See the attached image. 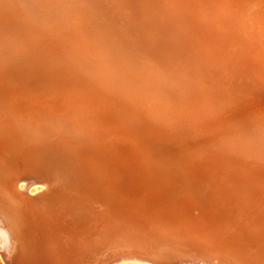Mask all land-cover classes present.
I'll list each match as a JSON object with an SVG mask.
<instances>
[{
  "label": "rangeland",
  "instance_id": "374dc122",
  "mask_svg": "<svg viewBox=\"0 0 264 264\" xmlns=\"http://www.w3.org/2000/svg\"><path fill=\"white\" fill-rule=\"evenodd\" d=\"M98 1H99V3H98ZM118 1L119 0H115V1L114 0H105L106 3L104 2V0H75V1L74 0H15V1L14 0H3V1L1 0L0 1V11H2L3 9L6 10L5 12L3 10L0 13V15L2 16V17L0 16V41H1L0 42V81L1 82H6V81H4L6 79V76L8 77V76H10L11 73H15L14 75L13 74H11V75L17 79V83L20 82V83H18V85L20 86V92L22 94H24L25 96L27 93H29V90L44 89V88L45 89L47 88L46 90H48V92L50 91L53 93H54V91H57V90H59V92L64 91V90L68 91V89H70L71 92L72 91L74 92L76 90H78V91L84 90L85 91V88L87 90L91 89L92 90V91L90 90L91 92H94V90H95V93L97 92V94H102L104 92L107 93L109 91L108 93H113V95L111 94L112 97H107L108 98L107 100H105V101L101 100V102L104 101L105 105L108 107H110V104H111L110 108L111 109L113 108V109L109 110V112L113 116L115 115V114H113L114 112L116 113V115H118V114L122 115V118L119 115L118 116L120 118H116V116H114V119L112 118V120H116V122L118 123V124H114V126H112V127L108 124L109 122L107 124H105L106 120L103 122L99 121V124H94V123L86 124V123H83L84 120H78L72 116L71 117L65 116V119H64V115H62V114L58 115L57 117H55L53 114L48 115V116H50V118H49L50 123L49 124H51L50 125L51 127L58 128V129L61 128L64 130H70V132H75V131L80 132L79 134H80L81 140H79V136H75L74 140L78 139V141H76V142L79 143L80 146L77 147V151L81 152L83 159L86 158L85 160H87L88 163L86 162L87 163L86 167H82V164H79V165H77V168L82 169L83 175L85 176L83 182L86 181L87 183L89 182L92 184L88 185L87 187H85L87 189L83 190L84 184L81 181L80 184L76 185L77 188H80L81 190L78 189L79 192L69 196L70 198L68 197V199L73 201L72 203H75L76 204L75 206L79 205V207H82L83 209L89 210V208H90V209H94L96 211V213H97L96 215H95V212L92 213L93 214L92 216L90 215L89 222L94 220V216H97L100 214H101V216H103L102 213L106 211V210H104V211L100 212L103 204H99V203L102 200L101 197L108 198L107 200L109 201L110 196H112L111 192L114 190H111L109 187V184H110L109 178L117 179L119 176H124L123 181H121V183H120L121 187L119 189V193L117 195H115L114 199H112L113 197L111 198L113 200L112 202H114V204L112 202H110L109 204L107 203L113 209L110 210L109 215L103 217L104 224H103V229H102L103 231L102 232H103V237H104L105 241L103 240V242L99 245L98 253L95 254L96 256L86 257L83 264H89V263L90 264H99L100 260H102L101 262L103 263L107 259V257L110 255V252L115 251V252H119L117 254H121L122 252L120 250L121 249L120 247H123V249L126 250L125 254L147 255L146 253H143V252H149V254H150V251L153 254H155V251L161 252L160 248L154 247V240H155L154 238L155 237L153 238V235L155 236L157 233H159L161 235L165 234V236L164 235L163 236L168 238V235L165 233L166 230H164L161 227H153V224L151 225V224L147 223V225L145 224L146 226H151L150 232L149 233L145 232L147 234L146 236H142V235L137 236V235L131 234L130 229H131L132 225L130 226V224H129L130 220L133 222L132 218L134 217L136 219V217H138V215H147L148 217H151V211H153L154 216L156 215V216L161 217V212H162L161 208H163V206H164V209L170 208V207L165 208L166 206L163 205L162 203H164L166 205H168L167 203H170V205L171 204L176 205L177 203H180L181 201H182L181 204H183V205H181V207L183 206L184 208H185V206L187 207L188 203H189V211L191 213H193V215H194V213L195 214L198 213L199 215L205 216V215H203L204 213L201 210L207 211L211 207L213 209L211 211L212 213H209L210 211L208 212L211 216L210 221L214 220L211 222H215L219 226V227L217 226L218 227L217 229H221V230H219L220 233H224V231H226V233H224V235H222L223 239L220 241L219 240L220 236H218L214 239L213 235H211L210 232H208V233L212 236L213 239H210L207 237L205 238L204 235H201V236L196 235V237H194L195 233L193 235L192 232L185 231V232H182L181 234L179 233L180 235L177 236L178 238L175 239L174 243L170 244V247L172 246L174 249H177L178 246H180V245H181L180 247H183V248L187 247L189 245L206 246V247H209L211 250L214 251V252H212L211 250H209L210 253H212L213 255H217V257L223 261V263L222 262H216L218 264H256L257 262H253V260H252V255L250 254V251L251 252L253 251L252 253H254V250H255V252H257L256 250L260 249L259 250L260 252L259 251L258 252L262 255L263 254L262 252H264V247H262V245L259 243H255V244L253 243L254 245L250 246L249 243H251V241L249 242V240H246V238H247L246 235H247V230L249 229V226L251 225V223H254V221L257 222L256 223L257 227L259 226L262 228L261 229L258 227V230L261 232L263 231V227H262L263 222L259 219L260 218L259 215H261L263 213V210H264L262 208L264 206V197H263V195H264V189H263L264 188V186H263V184H264L263 183L264 182V114H263L264 113V80H260L259 78L256 79L254 77H250L249 71H245L243 68L238 69V66H235V65H232L234 67L233 69L235 70V71H233V73L235 74L234 75L235 77L232 75V73L230 74V72H228V71L226 74L227 76L225 74L222 75L218 69L219 66H217L218 63H220V62H218L219 60L218 61L216 59L215 60H213V59L208 60V58H206V56L204 54L203 55L205 57H200L201 59L198 58L200 56V54H198L199 51L194 50V49H196L195 47L197 44H193L194 45L193 46L191 43H192L193 39L195 42L197 40L198 44L200 43L199 41H201V43L203 42L202 43L203 45H204V43H206V45L203 47L204 53L206 52L205 47L207 46L208 49L210 48L209 49L210 51L211 50L215 51L216 55H217L218 53H220V48L219 47L217 48V46L222 44V43L223 44L226 43L228 40L229 41L231 40V42H230V45H232L231 49L233 50V52H234V49H236L234 53L238 56L241 55V52H240L241 50L239 48H237V46L235 45V42H237V41L240 42L242 40V39L239 40L237 38L238 37L240 38L243 36L242 31L239 28V25H241L243 12H245V11L247 12L248 10L250 12V10L252 9L253 6L254 7L256 6L257 8L260 7L264 11V0H259V1L257 0L255 2H253V0H240V1L238 0L239 2H237V0H202V1L201 0H179V1L176 0L177 3L173 0H169V1L168 0H166V1L165 0H153L152 4L149 2L150 0H147V1L146 0H123L122 1L121 0L120 1L121 3ZM171 1H173V2H171ZM181 1L184 3H182ZM3 2H4V4H3ZM109 2H110V4H109ZM114 2H116V4ZM156 2H157V4H156ZM8 3L10 6L8 5ZM10 3H12V5ZM94 3L96 6L94 5ZM118 3H119V5H118ZM186 3L188 5L189 4L190 5L188 6ZM196 3H197V5H196ZM249 3H251V4H249ZM6 4L8 5L9 8L6 7L7 6ZM99 4H100V6H99ZM114 4L119 7V9H120L119 13H118V7H116ZM126 4H128V5H126ZM238 4L241 6H239ZM13 5H14V8L12 7L13 8L12 9L11 6H13ZM162 5H163V7H162ZM3 6H5V7H3ZM21 6H22V8H21ZM97 6H98V8H97ZM157 6H158V8H155ZM159 6L162 8H160ZM178 6L180 9L178 8ZM16 7L18 8L17 12H16V10H17ZM193 7H194V9H193ZM6 8H8V9H6ZM89 8H90V10H89ZM129 8H131L132 10L131 9L129 10ZM163 8H166V9L164 10ZM198 8H200L201 10H198ZM246 8H248V9H246ZM22 9H24V12L26 10L27 11L24 13ZM82 9H84V10H82ZM91 9L93 11H91ZM159 9H160V13H158ZM181 9L183 10L184 13L181 11ZM19 10L21 13L19 12ZM155 10L157 13L155 12ZM178 10L181 12H179ZM29 11H30V13H29ZM97 11H98V13H97ZM169 11H171V12H169ZM211 11H212V13H211ZM263 11H262V13H264ZM8 12H9V14H7ZM103 12H105L107 15L103 14ZM195 12L198 16L195 14ZM28 13H29V15H28ZM123 13L126 15L125 17L127 18V19L125 18V20H124V14ZM144 13L146 15L148 14V16H146ZM153 13L154 14L156 13L155 16L153 15ZM161 13H164V15ZM177 13H179V14H177ZM6 14H7V16H6ZM151 14L153 15V17ZM169 14H171V16H169ZM180 14H181V16L182 15L183 16L181 17ZM8 15H9V17H8ZM90 15H92V16H90ZM97 15H98V18H97L98 20L96 19ZM116 15H117V17H116ZM132 15H134V18H132L133 17ZM143 15L146 17H144ZM158 15L159 16L161 15L160 16L161 18ZM166 15H168L167 18L165 17ZM111 16H112V18H111ZM163 16H164V19L166 18L165 20L163 19ZM184 16L186 18H184ZM6 17H8V19ZM104 17H106V18H104ZM130 17H131V23H130ZM171 17H173V18H171ZM204 17H206V18H204ZM2 18H5V19L2 20ZM29 18H30V20H29ZM100 18H102V19H100ZM103 18L106 21L103 20ZM108 18L110 20H108ZM189 18L192 21L189 20ZM135 19L138 21H134ZM167 19H171V20L175 19V20L173 23V21L167 20ZM107 20L109 21V23ZM127 20H129V21H127ZM186 20L190 21V23H188V21H186ZM9 21H10V23H9ZM26 21H27V23H26ZM30 21L32 24L30 23ZM116 21H117V23L119 21V23L117 24ZM181 21H182V24L184 23L183 25L181 24ZM100 23H102V24H100ZM114 23H116V24H114ZM212 23H214V24H212ZM109 24H110V27H112L110 29H112L113 31L108 29ZM171 24H172V26H171ZM206 24H208V25H206ZM118 25H119V27H118ZM120 25H122V26L120 27ZM189 25H191V26H189ZM200 25H202V26H200ZM212 25H214V26H212ZM260 25L261 26L263 25V26L258 28V30L264 31V23H262ZM176 26H177V28H176ZM217 26H219L220 28L219 27L217 28ZM123 27H124V29H123ZM222 27L224 30L221 29ZM101 28H104V29H101ZM121 28L123 30H127L128 28L129 29L131 28V29H130V31L128 29L127 30L128 32L123 31L125 33L124 34L122 32ZM176 29H177V31H176ZM180 29L182 30V32ZM213 29H214V31L215 30L216 31L213 32ZM217 29H219V30H217ZM234 29H236V30H234ZM225 30H226V32H225ZM101 31H102V33H101ZM108 31H110V32H108ZM221 31H223V32H221ZM229 31L232 33H230ZM129 32H131V34ZM132 32H133V34H132ZM111 33L112 34L115 33V35H112ZM136 33H138L139 36ZM175 33H177V34H175ZM118 34H120V35H118ZM105 35H107L108 37L106 36L107 37L106 38ZM122 35L123 36L126 35V37H123ZM133 35L135 38L133 37ZM176 35L180 36V38ZM189 35H191V36L189 37ZM235 35H237V36H235ZM109 36H110V38L112 36L111 40H110ZM117 36H119V37L117 38ZM193 36H194V38H193ZM196 36H198V38ZM230 36H233V37H230ZM234 36H235V38H234ZM114 37H116L120 41L118 42V40ZM113 38L116 39L117 41L115 42V40ZM125 38H127V39H125ZM132 38L134 40H132ZM199 38H200V40H199ZM231 38H233V39H231ZM104 39H106V40H104ZM185 39H186V42H183ZM112 40H114V41H112ZM188 40H190V41L188 42ZM211 40H213V41H211ZM16 41H18V42H16ZM121 41H123V42H121ZM215 41H216V43H215ZM248 42H249V45L252 43V42L250 43V41H248ZM175 43H176V45H175ZM183 43H185V44H183ZM15 44H16V46H15ZM202 44H200V45H202ZM212 44H214V47H212L213 46ZM95 45H96V47H95ZM121 45H123V46H121ZM190 45H191V47H190ZM119 46H121V47H119ZM119 48H120V50H119ZM117 49H118V51H117ZM208 49H207V56L210 52V51H208ZM217 49H219V50H217ZM255 51H257V54L258 53L260 54L259 55L260 57L262 56L261 58L264 57V50H262L261 48L260 49L256 48ZM170 52L172 53V55ZM237 53H239V54H237ZM163 54H164V56H163ZM193 54L195 57L193 56ZM78 55H79V57H78ZM135 55H137L138 57ZM186 55H189V56H186ZM12 56H14L13 57L14 59L12 58ZM106 57H107V59H106ZM112 57L114 60L111 59L112 60L111 61L110 58H112ZM122 57H125V58H122ZM196 57L198 58L196 60L197 64H198V66H197L198 68L195 69V72H194L195 75L192 76L194 74V73H192V74H189L192 77L191 76H189V77L191 78V80H192V78H194L193 79L194 85H196L197 82L198 83L201 82L200 84H202L203 82L206 83L205 78H207V77L210 79L213 78L212 80H210V82H209V79H207V82L210 84L213 82L212 85L215 87L217 86L215 88V90L219 89L217 92H219L220 94L223 93L224 95L226 94L225 97L222 96L226 101L224 104L230 105V107L226 108L227 110L225 111V113H226V115L229 114L231 117H229V116H226V118L225 117L222 118V116L219 117L216 109H214L210 105V103H209L210 101H206L207 100L206 98L208 96L207 95L204 96V94H206L207 92H202L200 90H197L196 87L192 86V85H190V87H189L187 82L183 80L184 79L183 77L178 78L179 75L177 72H180L178 70L182 71V68L184 70L186 68V65H187L185 63L188 61V59H189L190 63H192L191 60H195L193 58H196ZM217 57H219V56H217ZM171 60H172V62H171ZM199 60H200V62H198ZM117 61H119L120 67H119V64L117 63ZM131 61H132V63H131ZM206 61H207V64L205 63ZM99 62H101V63H99ZM174 62H175V64H174ZM127 63H128V65H127ZM169 63L173 64V65L169 66ZM203 63H205V64H203ZM213 63H214V65H213ZM98 64L101 66L102 69H104L105 72L103 70H100V68H99L100 66ZM132 64L133 65L135 64L134 65L135 68L132 66ZM139 64L140 65L142 64V65L139 66ZM150 64L152 65L151 68L149 66ZM97 65L99 67H96ZM102 65L104 66V68ZM122 65L123 66L126 65L127 67L124 66L125 68H123ZM128 66H130V68ZM142 66H143V68H142ZM204 66H205V68H204ZM206 66H207V69H206ZM36 67H38V68H36ZM170 67H172V68L170 69ZM176 67H178L179 69ZM112 68L114 71L112 70ZM126 68H127V71H126ZM158 68H161L162 70L161 69L158 70ZM136 69L137 70L140 69L139 70L140 72L138 71L140 74L137 72ZM175 69H178V70L176 71ZM135 70H136V72H135ZM143 70L145 71V73L147 72L146 73L147 75L144 73ZM19 71H20V73H19ZM101 71H102V73H101ZM115 71H118V72H115ZM123 71H124V73H121ZM131 71H132V73H131ZM153 71H155V72L160 71V73H162L164 71L161 75H163V77L165 79H167V81H169L168 82V83H170L169 89H168V87H165V85L162 84L161 83L162 81H160V80L156 81L157 83L160 82V83H158V86H157L156 82H152L153 79H151L150 77L153 76ZM205 71H207L209 73H207ZM211 71H213V72H211ZM151 72H152V74H151ZM4 73H6V74H4ZM8 73H10V74H8ZM96 73H97V75H99L100 73L101 74L99 76H97ZM120 73H121V75H120ZM142 73L144 74V77L141 76ZM201 73L202 74L205 73V74H203V76L202 75L199 76V74H201ZM16 74H18V76L20 75V77L22 75L25 79H23L22 77H21L22 79L21 78L19 79V77L16 76ZM123 74H124V76H122ZM135 74H137V76ZM206 74H207V76H206ZM209 74L211 75V77L209 76ZM115 75H117V76H115ZM149 75H150V77H148ZM175 75H177L176 78H174ZM220 75H222L221 78H220ZM109 76H111V77H109ZM118 76L120 78L123 77L127 81H124V83L121 84V82H123V80H122L123 78L119 79ZM129 76H131V77H129ZM139 76H141L142 78L139 79L138 78ZM223 76H225V77H223ZM96 77H97V79H96ZM129 78H132L133 80L135 79V81H133ZM26 79H28L30 81L32 79V81H33V82L31 81L32 85H30L31 83ZM104 79H105V81H104ZM146 79H147V81H145ZM197 79H200V80L197 81ZM23 80H25V81H23ZM113 80L114 81L119 80V82L115 83ZM136 80H138V81H136ZM140 80H142V81H140ZM150 80H152V81L150 82ZM170 80H171V82H170ZM217 80H219L220 82ZM26 81L28 82V84L30 86L26 85V83H27ZM34 81L37 84H34L35 83ZM128 81H131V82L133 81L135 83H131ZM144 81H145V84H144ZM195 81H196V83H195ZM231 81L233 83L232 85H231ZM125 83H127L126 85H128V83H129L130 87H132L133 89L130 88L129 85L126 86ZM139 83H142L144 88ZM179 83H180V85H179ZM22 84H23V86H21ZM33 84L36 86L32 87ZM137 85H141V86H137ZM197 85H199V84H197ZM147 86L149 89L152 90L151 94H150V91L148 92V90H146ZM184 86H185V88H184ZM118 87H123V88H120L121 89L120 90ZM100 88H102V89H100ZM127 88H129V89H127ZM159 89H161V90H159ZM178 89H179V91H177V93H176L175 90H178ZM23 90H25L26 92H24ZM96 90H98V91H96ZM103 90H106V91H103ZM180 90H181L182 94H181ZM196 90L199 91V93ZM209 90L211 91V93L213 92L211 89H209ZM226 90H228V91H226ZM237 90H239V92ZM129 91L131 94L129 93ZM134 91H136L137 93ZM162 91H164V92H162ZM166 91L168 93H166ZM241 92H242V94H241ZM132 93H136V94H134L135 96ZM155 93H156V96L158 95V98L153 97V95ZM183 93H186L187 96H189V97H187L189 99H187L186 94H183ZM117 94H118V96H117ZM164 95L167 97H165ZM194 95H195V97H194ZM243 95H244V97H243ZM245 95H246V97H245ZM102 96L100 95L101 98H103ZM136 96H138L137 97L138 99L136 98ZM140 96H141V98H140ZM160 96H161L162 101L160 99ZM228 96H230V97H228ZM26 97H28V96H26ZM100 97L98 96V98H100ZM128 97H132L133 98L132 100L134 103H132L131 99ZM168 97L171 98L170 101L172 103L175 102V104H174L175 107L176 106L180 107V110H182V108H183L184 110L192 111L193 109L191 107L195 106V108H194L195 111L197 108L198 111L204 112L205 115L208 114L210 116H207V118L205 116H203L202 119L201 118L198 119L197 117L192 118V116H190V115L183 114V115L179 116V118H178V114L176 113L177 108H175L174 106L172 108H168L167 106L164 107V105L163 106L161 105L162 102L164 104V98L168 99ZM192 97L194 98L193 103H195L196 105L192 103V101H191ZM260 97H261V99H260ZM142 98H144V99H142ZM151 98H152V100L154 99V101H151ZM110 99L113 101H112V103L109 104L108 100H109V102H111ZM121 99H122V101H124V99L126 101L128 100V102L124 101L125 102L124 103L121 101ZM257 99L259 100V102ZM249 100H250V102H249ZM94 101H96V100H94ZM137 101H140V102L146 101L145 102L146 104L140 103ZM156 101H159V102H156ZM244 101H246V103ZM106 102L108 105L106 104ZM115 102L117 104H119L120 107H118ZM120 102L122 103L121 105H120ZM196 102H198V103H196ZM127 103H129V104L131 103L130 104L131 106L136 104V103H138V104H137V106L134 105L133 108L131 109V106H129V104H127ZM204 103L207 104L208 106L204 105ZM227 103H229V104H227ZM243 103L245 105L246 104L247 105L245 106ZM256 103H260L261 106L259 107L258 104H256ZM125 104H127V105H125ZM178 104H179V106H178ZM115 105L121 110V111L118 110V113L116 110L117 107ZM123 105H125V109H123L124 108ZM138 105H142V106L139 107ZM152 105H154V106H152ZM219 105H220V103H219ZM231 105H233V106H231ZM256 105H257V107H256ZM150 106H151V108H150ZM209 106H210V109H209ZM114 107H116V108H114ZM126 107H128V108H126ZM163 107H164V109L166 108V110H161L163 113H161V111H160V114H159L160 108L163 109ZM258 107H259V110L262 114L260 112H257V111H259L257 109ZM134 108H136L137 110L135 111ZM141 108L143 109V112H142V110L140 111ZM126 110L128 111V114H126L127 113ZM134 112H137V113H134ZM254 112L258 113V115H255L256 113H254ZM133 113L136 116H133ZM144 114L145 115L147 114V115L145 116ZM259 114H261V118L259 117ZM143 115H144V117H143ZM128 116H129V118H128ZM147 116H150V118H147ZM155 116H157V117H155ZM235 116H236V118H235ZM106 117L108 118L107 115H106ZM137 117H139L141 119H139ZM158 117L159 118L162 117L163 119L165 118V123H161V122H163V121H161L162 118L159 119ZM214 117H216L217 119L215 120ZM254 117L257 119L256 121H254L255 120ZM131 118H133V119H131ZM134 118H137V119L134 120ZM190 118L193 120L191 121ZM108 119H110V118H108ZM148 119H150V120H148ZM153 119H155V121H156V119L157 120L159 119L160 121L158 120L157 122H155ZM204 119L205 120L208 119V120H212V121H208V122L206 121L207 123H206V125H204L205 124ZM2 120H4V119H2ZM141 120L143 122H141ZM217 120L219 121V124L221 122L220 125L223 127L222 128L223 130L221 128H219L221 130L216 131L217 128H215L214 125L218 124ZM10 121L14 122L13 120H10ZM56 121H58V122H56ZM151 121H154V122L151 123ZM25 122H28V121H25ZM166 122H167V126H164L166 124ZM168 122L170 123L169 124L170 126L168 125ZM212 122H214V124H212ZM155 123H157L158 125L159 124H161V125L156 126ZM224 123L227 126L224 125ZM199 124H200V126L202 125L201 126L202 128H206L209 125L206 129H209L210 135L208 133V136H206V134L204 135L201 132H197L195 129L200 128V126H198ZM8 125H10V124H8ZM23 125H25V124H23ZM40 125H39V127H40ZM195 125H196V127H195ZM27 126H28V124H27ZM149 128H151V129H149ZM192 128H194V129H192ZM35 130H39V129H35ZM213 131H214V133H213ZM50 132L56 133L57 131L53 130ZM155 132H157V134ZM194 132H196V133H194ZM212 133L214 135H212ZM215 133H217V134H215ZM43 134L47 135V134H49V132L43 131ZM215 135H216V137L217 136L218 137L216 138ZM86 137L87 138L89 137L88 141H84L86 139ZM212 137H214V139ZM224 139H226V140H224ZM216 140L218 141L217 143H216ZM82 141H83V143H82ZM219 141L222 143L223 146L221 145V143ZM223 142H224V144H223ZM89 143L94 145V150L89 151V149H88V151L86 150V152L81 151V149L83 147H85V144H89ZM212 145H213V148L216 145L217 150H223V153L226 151V154L228 152H229V154L225 155V153H224L225 158L219 157V159H217L215 161L213 160L212 162H210L206 158L209 155L208 153H210L209 151L213 149L212 147H210ZM223 147H224V149H223ZM210 148H212V149H210ZM206 151H207V153H206ZM66 156L68 157V155H66ZM97 157H98V159H97ZM204 157H206V158L204 159ZM97 160H98V162H97ZM205 161H207V163H205ZM208 163L209 164L211 163L212 165H209ZM179 164H181V165H179ZM65 168H66V170L68 169L66 172H73L70 169V168H72V167H70V162L67 163ZM227 168H228V170H231L232 172L228 171ZM83 169L85 171H83ZM222 170H224V171H222ZM132 171L143 172V178H147V179H148V177H147L148 174H153L154 172H161L162 178H164V179L167 178L174 185H176L174 187L172 186L173 184H168L169 186L168 185L166 186L167 191H169L173 194L175 192L176 195L174 194L171 200H170L171 197L168 198V196H166L167 198H162V197L158 196V199H156V200L153 199V202L148 200V203L145 202L144 200L141 201V203H140L139 199L134 200L133 198L138 197V195L135 196V195H132V193L139 191V190L141 191V188H140L141 183L136 179V177H132L133 178L132 179L131 177L128 176V173L131 174ZM192 172H193V174H195V173L197 174V178L200 179V181L202 180L201 182H197V183L201 185V189L204 188L201 191L202 192L201 195H204L203 197L201 196V200H203L204 203L198 199H195V197H194V194H193L194 189H193V187H191V184H190L191 183L190 180H192V178L189 179L190 175H193ZM215 173H217L218 176H216ZM219 173H220V175H219ZM221 173H223V175H221ZM186 174H188V176H186ZM246 174H247V177L249 176L247 179H246ZM87 175L89 176L88 178H87ZM241 175L244 176L245 181L242 179L243 177H241ZM180 176H182V177H180ZM74 177L77 178V173H75ZM68 178L70 179L72 177H67V179ZM216 178H218V179H216ZM220 178H223V179H220ZM252 178L254 179V181ZM246 180H248L250 182H247ZM160 181L163 182V180H160ZM232 181H234V182H232ZM161 182H156V183H159L158 187L160 186ZM131 183H134L135 185L133 184L134 185L133 186ZM219 183H221L224 186L228 185V186L232 187V189H233L232 194L233 195H231V197L234 198L232 200H237V198H238V200L240 199L239 201H241L243 203H244V201H245V203L247 202L246 205L249 209L248 213L251 215V217H250V215L245 214V215H242V217H240L239 221H237L238 219L231 217L232 215H231L230 204L227 201L224 203L219 198V196L217 197L215 195V193H218L219 187H221V186L218 187ZM127 184H128V186H127ZM254 184H255V188H252V186H254ZM257 184H259V185H257ZM79 185H80V187H79ZM249 185L251 187H248ZM186 186H188V187H186ZM241 186H243V187L241 188ZM256 186H258V187H256ZM190 187H191V189H189ZM244 187H246V188H244ZM58 188L61 190H58ZM58 188H57V190L59 192L63 193L62 187L58 186ZM0 189H1L0 190V201L6 202L7 201L6 195L7 194L5 193L3 188H0ZM253 189H254V191H253ZM43 190H44L43 186H34L31 189V195L30 196H32V197L33 196L34 197L43 196L45 194V192H43ZM132 190H135V191L132 192ZM249 190H250V192H249ZM81 191H83V192H81ZM177 191H182L184 193H182V192L179 193ZM256 191H258V192H256ZM41 192H43V194L38 195ZM54 192H55V195H57L56 194L57 191H55V189H54ZM186 192H188V193H186ZM87 194H89V195L91 194V196H94L95 198L89 199ZM238 194H240V195H238ZM259 194H261V195H259ZM175 196H177L178 198L176 197L177 199H175ZM238 196L239 197L241 196V197L239 198ZM185 197H186V199L188 197L190 198V199L184 200V201L188 202L187 204L184 203L182 200ZM78 199H80V201ZM194 199L199 203L193 204V203H191V201H189V200H194ZM102 201H104V200H102ZM115 201H117V202H115ZM101 203H103V202H101ZM160 203L163 206H160ZM148 204H149V206H148ZM196 205H197V207H196ZM194 206L196 207V209L194 208ZM173 208L175 209V206ZM56 209L58 210L57 217H58L59 221H61L60 224H63L65 226V225H71L74 222V221L71 222V220L69 218L70 217L69 214L67 212L63 211L64 206H60V207L57 206ZM174 209L172 210V212L174 211ZM146 211H147V214L145 213ZM180 214H181V212L178 213V215H180ZM252 214H253V216H252ZM255 215H257L259 218ZM180 217H181V215H180ZM256 218H258V219L256 220ZM158 219H160V218H158ZM233 220H235V221H233ZM232 221L234 223H236L237 230H238L237 232L235 229L232 230V232L229 229L230 223L232 224ZM89 222L86 221V225H81V224L77 223V225L75 226V229H74L75 231L72 232V235H69V232L66 233V231L63 230V228L61 229V232L59 234H56L58 236L57 237L58 244H59V246H62V248L60 249L61 250L60 254H62V255H60V256H62L61 259L64 260V261L60 260L59 264L60 263L61 264H71V263L73 264L72 259H68V257H71V255H73L77 251V249H78V251H84L87 249V247L89 245V239H88L89 237L87 236V234L92 233L95 236L99 235V233L101 231L100 228L95 226L96 229L93 230V232H91V230L88 228V225H87ZM0 223H1L0 225H4L6 227H9L8 226L9 225V219L4 217L1 213H0ZM90 224H92V223H90ZM227 225H229V226H227ZM225 227H228V229H226ZM67 228H68V226H67ZM212 228H213V226H212ZM230 228H231V226H230ZM222 229H225V230H222ZM253 229L254 230L257 229L256 225L253 226ZM233 231H235V232H233ZM227 232L229 234L230 233L231 234L229 235V234H227ZM208 233L206 235H208ZM225 234H227L229 236H226ZM145 242H147L146 243L147 247H141V248H139V250L136 249L137 246L139 247L143 244L145 245ZM256 245H258V246H256ZM134 246H136V247L133 249ZM67 247L72 248L71 251L69 252V254L67 253V250H70V249H67ZM75 247H77V248H75ZM237 247H239V248H237ZM15 248H16V246H15ZM140 251H142V252H140ZM17 253L18 252L12 253V257H11V258H13V263L16 262V264L18 263L17 261H19L18 259L20 258V256H18L19 258L17 257ZM99 253H100V255H99ZM121 255H119V256H121ZM188 256H190V255H188ZM93 259H95L94 262H93ZM261 260L264 261V256L262 257ZM259 263H262V262L260 261ZM0 264H5L3 259H2L1 254H0ZM124 264H141V263H139V262L138 263L137 262H125Z\"/></svg>",
  "mask_w": 264,
  "mask_h": 264
},
{
  "label": "bare ground",
  "instance_id": "6f19581e",
  "mask_svg": "<svg viewBox=\"0 0 264 264\" xmlns=\"http://www.w3.org/2000/svg\"><path fill=\"white\" fill-rule=\"evenodd\" d=\"M1 1V0H0ZM3 1V0H2ZM15 1V0H14ZM75 1V0H74ZM115 1V0H114ZM121 0H119L118 2H120ZM123 1V0H122ZM147 1V0H146ZM166 1V0H165ZM169 1V0H168ZM173 1H175L176 2V0H173ZM173 1H171V2H173ZM179 1V0H178ZM202 1V0H201ZM240 1V0H239ZM238 0H237V2H239ZM255 1H257V0H253V2H255ZM259 1V0H258ZM29 2V1H28ZM50 2V1H49ZM91 2V1H90ZM104 2H105V0H104ZM111 2V1H110ZM110 2H109V4H110ZM117 2V1H116ZM116 2H114L115 4H116ZM151 4H152V2H153V0L151 1H149ZM159 2V1H158ZM182 2V1H181ZM193 2V1H192ZM197 2V1H196ZM262 2V1H261ZM15 3V2H14ZM83 3V2H82ZM98 3H99V1H98ZM102 3V2H101ZM106 3V2H105ZM121 3V2H120ZM124 3V2H123ZM161 3V2H160ZM164 3V2H163ZM177 3V2H176ZM175 3V4H176ZM182 3H184V2H182ZM235 3V2H234ZM263 3V2H262ZM3 4H4V2H3ZM11 5H12V3H10ZM18 4V3H17ZM84 4V3H83ZM103 4V3H102ZM114 4V5H115ZM129 4V3H128ZM128 4H126V5H128ZM156 4H157V2H156ZM155 4V5H156ZM180 4V3H179ZM178 4V5H179ZM187 4V3H186ZM247 4V3H246ZM249 4H251V3H249ZM7 5V4H6ZM8 5H9V3H8ZM8 5L6 6V7H8ZM16 5V4H15ZM94 5H95V3H94ZM108 5V4H107ZM118 5H119V3H118ZM131 5V4H130ZM165 5V4H164ZM182 5V4H181ZM188 5V4H187ZM190 5V4H189ZM188 5V6H189ZM196 5H197V3H196ZM204 5V4H203ZM237 5V4H236ZM239 5V4H238ZM254 5V4H253ZM252 5V6H253ZM10 6V5H9ZM96 6V5H95ZM94 6V7H95ZM99 6H100V4H99ZM116 7H118L117 5H115ZM147 6V5H146ZM149 6V5H148ZM169 6V5H168ZM193 6V5H192ZM200 6V5H199ZM224 6V5H223ZM226 6V5H225ZM239 6H241V5H239ZM238 6V7H239ZM260 6V5H259ZM3 7H5V6H3ZM14 8V5L13 6H11V8ZM29 7V6H28ZM55 7V6H54ZM93 7V8H94ZM125 7V6H124ZM123 7V8H124ZM130 7V6H129ZM152 7V6H151ZM160 7V6H159ZM162 7H163V5H162ZM162 7H160V8H162ZM170 7V6H169ZM175 7V6H174ZM183 7V6H182ZM181 7V8H182ZM191 7V6H190ZM189 7V8H190ZM196 7V6H195ZM254 7V6H253ZM252 7V9L250 10V12H249V10L246 12H243V16H242V20H241V25H239V28H240V30L242 31V37H238L237 39H242L240 42L239 41H237V42H235V45L237 46V48H239L241 51V55H236L234 52H235V50L236 49H234V52H233V50L231 49V46L232 45H230V42H231V40L229 41H227L226 43H222V44H220V45H218L217 46V48L219 47L220 48V53H218L217 55H216V52L215 51H210L209 49H208V47L206 46L205 48H206V52L204 53V50H203V47L206 45V43H204V45L201 43V41H199L200 40V38H199V44H198V42H197V40H196V42L194 41V36H193V41H192V45L193 44H197L196 45V49H194V50H198L197 52H198V54H200V56L198 57V58H200V57H205L206 56V58H208V60H211V59H213V60H219L218 62H220V63H218V65L217 66H219V71H220V73L222 74V75H226L227 74V71L228 72H230V74L232 73V75L234 76L235 74L233 73V71H235L233 68V66L232 65H235V66H238V69L239 68H243L245 71H249V73H250V77H254V78H259L260 80H264V57L263 58H261L259 55V53L257 54V51H255V49L256 48H261L262 50H264V31H262V30H258V28H260V27H262L260 24H262V23H264V13H262V11H263V9H261L260 7L259 8H257L256 6L253 8ZM9 8V7H8ZM8 8H6V9H8ZM12 8V9H13ZM17 8V7H16ZM21 8H22V6H21ZM30 8V7H29ZM79 8V7H78ZM97 8H98V6H97ZM121 8V7H120ZM128 8V7H127ZM153 8V7H152ZM155 8H158V6L157 7H155ZM177 8V7H176ZM175 8V9H176ZM178 8H179V6H178ZM188 8V9H189ZM201 8V7H200ZM200 8H198V10H201ZM237 8V7H236ZM235 8V9H236ZM131 8H129V10H130ZM140 9V8H139ZM164 10L166 9V8H163ZM162 9V10H163ZM173 9V8H172ZM180 9V8H179ZM193 9H194V7H193ZM192 9V10H193ZM209 9V8H208ZM246 9H248V8H246ZM258 9V10H257ZM4 10V9H3ZM2 10V11H3ZM10 10V9H9ZM21 10V9H20ZM20 10H19V12H20ZM23 10V12H24V9H22ZM82 10H84V9H82ZM89 10H90V8H89ZM100 10V9H99ZM104 10V9H103ZM119 7H118V13H119ZM122 10V9H121ZM125 10V9H124ZM132 10V9H131ZM134 10V9H133ZM169 10V9H168ZM191 10V9H190ZM196 10V9H195ZM203 10V9H202ZM206 10V9H205ZM2 11H0V13L2 12ZM6 10H4V12H5ZM18 11V8H17V10H16V12ZM27 11V10H26ZM25 11V12H26ZM91 11H93L92 9H91ZM107 11V10H106ZM109 11V10H108ZM113 11V10H112ZM135 11V10H134ZM138 11V10H137ZM158 11V10H157ZM179 11V10H178ZM181 11L183 12V10L181 9ZM181 11H179V12H181ZM209 11V10H208ZM10 12V11H9ZM9 12L7 13V14H9ZM12 12V11H11ZM22 12V13H23ZM24 12V13H25ZM85 12V11H84ZM133 12V11H132ZM131 12V13H132ZM155 12H156V10H155ZM162 12V11H161ZM169 12H171V11H169ZM203 12V11H202ZM264 12V11H263ZM21 13V12H20ZM19 13V14H20ZM29 13H30V11H29ZM29 13H28V15H29ZM88 13V12H87ZM96 13V12H95ZM97 13H98V11H97ZM122 13V12H121ZM120 13V14H121ZM130 13V14H131ZM135 13V12H134ZM157 13V12H156ZM155 13V14H156ZM158 13H160V9H159V12ZM168 13V12H167ZM175 13V12H174ZM184 13V12H183ZM189 13V12H188ZM209 13V12H208ZM211 13H212V11H211ZM7 14H6V16H7ZM12 14V13H11ZM89 14V13H88ZM100 14V13H99ZM103 14H106L105 12H103ZM110 14V13H109ZM114 14V13H113ZM124 14V13H123ZM129 14V13H128ZM133 14V13H132ZM140 14V13H139ZM145 14V13H144ZM155 14L153 13V15L155 16ZM161 14H163L164 15V13H161ZM166 14V13H165ZM177 14H179V13H177ZM195 14H196V12H195ZM214 14V13H213ZM84 15V14H83ZM86 15V14H85ZM93 15V14H92ZM92 15H90V16H92ZM102 15V14H101ZM107 15V14H106ZM115 15V14H114ZM122 15V14H121ZM146 15V14H145ZM152 15V14H151ZM153 15H152V17H153ZM197 15V14H196ZM203 15V14H202ZM216 15V14H215ZM1 16V15H0ZM12 16V15H11ZM21 16V15H20ZM103 16V15H102ZM109 16V15H108ZM126 15L124 14V20H125V17ZM129 16V15H128ZM133 17L132 18H134V15H132ZM144 16V15H143ZM146 16H148V14L146 15ZM146 16H144V17H146ZM159 16V15H158ZM161 16V15H160ZM159 16V17H160ZM169 16H171V14H169ZM180 16H181V14H180ZM183 16V15H182ZM181 16V17H182ZM187 16V15H186ZM193 16V15H192ZM198 16V15H197ZM196 16V17H197ZM214 16V15H213ZM237 16V15H236ZM2 17V16H1ZM8 17H9V15H8ZM8 17H6L7 19H8ZM107 17V16H106ZM106 17H104V18H106ZM116 17H117V15H116ZM157 17V16H156ZM166 18L168 17V15H166L165 16ZM217 17V16H216ZM32 18V17H31ZM36 18V17H35ZM34 18V19H35ZM98 18V15H97V17H96V19ZM103 18V20H105ZM111 18H112V16H111ZM151 18V17H150ZM161 18V17H160ZM159 18V19H160ZM165 18V19H166ZM171 18H173V17H171ZM184 18H186L185 16H184ZM192 18V17H191ZM194 18V17H193ZM198 18V17H197ZM204 18H206V17H204ZM214 18V17H213ZM3 19H5V18H2V20ZM33 19V20H34ZM88 19V18H87ZM100 19H102V18H100ZM127 19V18H126ZM129 19V18H128ZM163 19H164V16H163ZM164 19V20H165ZM199 19V18H198ZM210 19V18H209ZM208 19V20H209ZM29 20H30V18H29ZM32 20V21H33ZM91 20V19H90ZM98 20V19H97ZM108 20H110L109 18H108ZM107 20V21H108ZM113 20V19H112ZM116 20V19H115ZM118 20V19H117ZM121 20V19H120ZM123 20V19H122ZM142 20V19H141ZM167 20H171V19H167ZM175 20V19H174ZM174 20L172 19L171 21H173V23H174ZM181 20V19H180ZM189 20H191L190 18H189ZM11 21V20H10ZM10 21H9V23H10ZM18 21V20H17ZM100 21V20H99ZM106 21V20H105ZM114 21V20H113ZM127 21H129V20H127ZM134 21H138V20H134ZM186 21H188V20H186ZM192 21V20H191ZM26 23H27V21H26ZM30 23H31V21H30ZM108 23H109V21H108ZM116 23H117V21H116ZM116 23H114V24H116ZM118 23H119V21H118ZM117 23V24H118ZM130 23H131V17H130ZM188 23H190V21H188ZM32 24V23H31ZM34 24V23H33ZM100 24H102V23H100ZM105 24V23H104ZM111 24V23H110ZM110 24H109V28L108 29H110V28H112V27H110ZM138 24V23H137ZM181 24H182V21H181ZM184 24V23H183ZM182 24V25H183ZM202 24V23H201ZM209 24V23H208ZM208 24H206V25H208ZM211 24V23H210ZM212 24H214V23H212ZM218 24V23H217ZM28 25V24H27ZM129 25V24H128ZM141 25V24H140ZM174 25V24H173ZM177 25V24H176ZM204 25V24H203ZM20 26V25H19ZM85 26V25H84ZM89 26V25H88ZM101 26V25H100ZM113 26V25H112ZM116 26V25H115ZM122 25H120V27H121ZM124 26V25H123ZM126 26V25H125ZM171 26H172V24H171ZM189 26H191V25H189ZM200 26H202V25H200ZM212 26H214V25H212ZM27 27V26H26ZM107 27V26H106ZM118 27H119V25H118ZM219 26H217V28H218ZM16 28V27H15ZM21 28V27H20ZM29 28V27H28ZM31 28V27H30ZM83 28V27H82ZM92 28V27H91ZM105 28V27H104ZM104 28H101V29H104ZM115 28V27H114ZM176 28H177V26H176ZM183 28V27H182ZM190 28V27H189ZM211 28V27H210ZM220 28V27H219ZM237 28V27H236ZM24 29V28H23ZM26 29V28H25ZM107 29V30H108ZM120 29V28H119ZM123 29H124V27H123ZM122 28H121V30H122V32L124 31H127V30H123ZM126 29V28H125ZM131 29V28H130ZM130 29H129V31H130ZM179 29V28H178ZM209 29V28H208ZM221 29H223V27L221 28ZM227 29V28H226ZM84 30V29H83ZM111 31H113L112 29H110ZM117 30V29H116ZM181 30V29H180ZM211 30V29H210ZM217 30H219V29H217ZM224 30V29H223ZM228 30V29H227ZM234 30H236V29H234ZM24 31V30H23ZM28 31V30H27ZM30 31V30H29ZM104 31V30H103ZM170 31V30H169ZM176 31H177V29H176ZM190 31V30H189ZM216 31V30H215ZM214 31V29H213V32H215ZM240 31V32H241ZM26 32V31H25ZM98 32V31H97ZM108 32H110V31H108ZM123 32V33H124ZM128 32V31H127ZM181 32H182V30H181ZM184 32V31H183ZM218 32V31H217ZM221 32H223V31H221ZM225 32H226V30H225ZM230 32V31H229ZM31 33V32H30ZM101 33H102V31H101ZM113 33V32H112ZM111 33V34H112ZM130 34H131V32H129ZM171 33V32H170ZM179 33V32H178ZM230 33H232V32H230ZM234 33V32H233ZM236 33V32H235ZM25 34V33H24ZM125 34V33H124ZM132 34H133V32H132ZM136 34H138V33H136ZM173 34V33H172ZM171 34V35H172ZM175 34H177V33H175ZM194 34V33H193ZM218 34V33H217ZM99 35V34H98ZM112 35H115V33L114 34H112ZM118 35H120V34H118ZM129 35V34H128ZM158 35V34H157ZM187 35V34H186ZM192 35V34H191ZM191 35H189V37L191 36ZM75 36V35H74ZM107 35H105V37H106ZM123 36V35H122ZM121 36V37H122ZM131 36V35H130ZM129 36V37H130ZM138 36H139V34H138ZM176 36H178V35H176ZM206 36V35H205ZM212 36V35H211ZM219 36V35H218ZM225 36V35H224ZM235 36H237V35H235ZM235 36H234V38H235ZM108 37V36H107ZM106 37V38H107ZM119 36H117V38H118ZM120 37V38H121ZM123 37H126V35H124ZM133 37H134V35H133ZM179 38H180V36H178ZM197 38H198V36H196ZM230 37H233V36H230ZM229 37V38H230ZM87 38V37H86ZM109 38H110V36H109ZM111 38H112V36H111ZM111 38H110V40H111ZM114 38H116V37H114ZM113 38V39H114ZM116 38V39H117ZM135 38V37H134ZM213 38V37H212ZM116 39H114L115 40V42L118 40H116ZM122 39V38H121ZM124 39V38H123ZM125 39H127V38H125ZM130 39V38H129ZM128 39V40H129ZM182 39V38H181ZM184 39V38H183ZM191 39V38H190ZM196 39V38H195ZM231 39H233V38H231ZM78 40V39H77ZM99 40V39H98ZM104 40H106V39H104ZM109 40V41H110ZM114 40H112V41H114ZM127 40V41H128ZM132 40H134L133 38H132ZM214 40V39H213ZM213 40H211V41H213ZM250 41V45H249V42L248 41ZM9 41V40H8ZM86 41V40H85ZM120 40H118V42H119ZM124 41V40H123ZM123 41H121V42H123ZM169 41V40H168ZM190 40H188V42H189ZM204 41V40H203ZM208 41V40H207ZM206 41V42H207ZM1 42V41H0ZM3 42V41H2ZM16 42H18V41H16ZM102 42V41H101ZM106 42V41H105ZM114 42V43H115ZM183 42H186V39L183 41ZM5 43V42H4ZM39 43V42H38ZM84 43V42H83ZM164 43V42H163ZM174 43V42H173ZM209 43V42H208ZM215 43H216V41H215ZM9 44V43H8ZM19 44V43H18ZM21 44V43H20ZM40 44V43H39ZM110 44V43H109ZM113 44V43H112ZM120 44V43H119ZM183 44H185V43H183ZM187 44V43H186ZM200 44H202V45H200ZM210 44V43H209ZM34 45V44H33ZM91 45V44H90ZM93 45V44H92ZM111 45V44H110ZM128 45V44H127ZM175 45H176V43H175ZM188 45V44H187ZM213 46L212 47H214V44H212ZM2 46V45H1ZM15 46H16V44H15ZM26 46V45H25ZM121 46H123V45H121ZM121 46H119V47H121ZM194 46V45H193ZM18 47V46H17ZM93 47V46H92ZM95 47H96V45H95ZM178 47V46H177ZM190 47H191V45H190ZM234 47V46H233ZM94 48V47H93ZM107 48V47H106ZM204 48V49H205ZM148 49V48H147ZM146 49V50H147ZM169 49V48H168ZM174 49V48H173ZM176 49V48H175ZM207 49H208V51H210L209 52V54H208V56H207ZM42 50V49H41ZM100 50V49H99ZM110 50V49H109ZM113 50V49H112ZM119 50H120V48H119ZM182 50V49H181ZM217 50H219V49H217ZM39 51V50H38ZM117 51H118V49H117ZM132 51V50H131ZM135 51V50H134ZM184 51V50H183ZM2 52V51H1ZM112 52V51H111ZM177 52V51H176ZM179 52V51H178ZM7 53V52H6ZM103 53V52H102ZM119 53V52H118ZM124 53V52H123ZM152 53V52H151ZM171 53V52H170ZM169 53V54H170ZM93 54V53H92ZM97 54V53H96ZM109 54V53H108ZM168 54V53H167ZM196 54V53H195ZM205 56H204V55ZM221 54V55H220ZM237 54H239V53H237ZM12 55V54H11ZM10 55V56H11ZM86 55V54H85ZM95 55V54H94ZM112 55V54H111ZM128 55V54H127ZM130 55V54H129ZM171 55H172V53H171ZM74 56V55H73ZM87 56V55H86ZM135 56H137V55H135ZM163 56H164V54H163ZM166 56V55H165ZM186 56H189V55H186ZM193 56H194V54H193ZM217 56H219V57H217ZM14 56H12V58H13ZM42 57V56H41ZM78 57H79V55H78ZM100 57V56H99ZM103 57V56H102ZM110 57V56H109ZM108 57V58H109ZM120 57V56H119ZM138 57V56H137ZM140 57V56H139ZM170 57V56H169ZM172 57V56H171ZM195 57V56H194ZM105 58V57H104ZM122 58H125V57H122ZM136 58V57H135ZM162 58V57H161ZM164 58V57H163ZM187 58V57H186ZM190 58V57H189ZM197 57L196 58H193V59H195V60H191V62L192 63H190V61H189V59H188V61L185 63V64H187L186 65V68L183 70V68H182V71L181 70H178L179 68L178 67H176V68H178V69H175L176 71L178 70V71H180V72H177L178 73V75H179V77L178 78H180V77H183L184 79V81H186L187 82V84H188V86L190 87V85H192V86H195L196 87V89L197 90H200V91H202V92H207L206 94H204V96L205 95H207L208 97L206 98L207 100L206 101H210L209 103H210V105L214 108V109H216V111H217V114L219 115V117L220 116H222V118H226V116H229V117H231L229 114L228 115H226V113H225V111L227 110L226 108H228V107H230V105H226V104H224L226 101H225V99L223 98V97H225V95L223 94H220L219 92H217L218 90H215V88L217 87H215V86H213L212 85V83L210 84V83H208L207 82V79H209V82H210V80H212V79H210V78H205V82L206 83H204L203 81V83L202 84H200L201 82H197V84H199V85H194V78H192V80H191V78L189 77V76H191V75H189V74H192V73H194L195 72V69H197L198 67V64H197V59H198ZM210 58V59H209ZM14 59V58H13ZM99 59V58H98ZM106 59H107V57H106ZM105 59V60H106ZM111 59H113V57L112 58H110V60ZM119 59V58H118ZM129 59V58H128ZM174 59V58H173ZM201 59V58H200ZM35 60V59H34ZM100 60V59H99ZM114 60V59H113ZM125 60V59H124ZM131 60V59H130ZM137 60V59H136ZM145 60V59H144ZM147 60V59H146ZM150 60V59H149ZM168 60V59H167ZM177 60V59H176ZM184 60V59H183ZM205 60V59H204ZM12 61V60H11ZM33 61V60H32ZM104 61V60H103ZM112 61V60H111ZM151 61V60H150ZM163 61V60H162ZM27 62V61H26ZM107 62V61H106ZM139 62V61H138ZM169 62V61H168ZM171 62H172V60H171ZM179 62V61H178ZM198 62H200V60L198 61ZM203 62V61H202ZM23 63V62H22ZM99 63H101V62H99ZM117 63L119 64V61H117ZM126 63V62H125ZM131 63H132V61H131ZM150 63V62H149ZM148 63V64H149ZM177 63V62H176ZM180 63V62H179ZM190 63V64H189ZM206 64H207V61L205 62ZM205 63H203V64H205ZM211 63V62H210ZM209 63V64H210ZM32 64V63H31ZM42 64V63H41ZM108 64V63H107ZM146 64V63H145ZM166 64V63H165ZM168 64V63H167ZM174 64H175V62H174ZM181 64V63H180ZM184 64V63H183ZM12 65V64H11ZM96 65V64H95ZM99 65V64H98ZM96 66V67H99V66ZM127 65H128V63H127ZM131 65V64H130ZM135 65V64H134ZM134 65L132 64V66L134 67ZM142 65V64H141ZM140 64H139V66H141ZM154 65V64H153ZM170 65H173V64H170L169 63V66ZM177 65V64H176ZM201 65V64H200ZM199 65V66H200ZM213 65H214V63H213ZM103 66V65H102ZM116 66V65H115ZM123 66V65H122ZM121 66V67H122ZM124 66H126V65H124ZM123 66V68H125ZM150 66V68L152 67V65L150 64L149 65ZM184 66V65H183ZM48 67V66H47ZM106 67V66H105ZM117 67V66H116ZM119 67H120V64H119ZM127 67V66H126ZM129 68H130V66H128ZM132 67V68H133ZM148 67V66H147ZM155 67V66H154ZM166 67V66H165ZM168 67V66H167ZM211 67V66H210ZM213 67V66H212ZM36 68H38V67H36ZM100 68V70H103L104 71V69H102L101 68V66L99 67ZM103 68H104V66H103ZM118 68V67H117ZM135 68V67H134ZM133 68V69H134ZM142 68H143V66H142ZM172 67H170V69H171ZM174 68V67H173ZM202 68V67H201ZM204 68H205V66H204ZM236 68V67H235ZM48 69V68H47ZM109 69V68H108ZM115 69V68H114ZM159 69H161V68H158V70ZM167 69V68H166ZM203 69V68H202ZM206 69H207V66H206ZM209 69V68H208ZM215 69V68H214ZM17 70V69H16ZM112 70H113V68H112ZM125 70V69H124ZM131 70V69H130ZM137 70V69H136ZM136 70H135V72H136ZM140 70V69H139ZM139 70H137V72L139 71ZM149 70V69H148ZM162 70V69H161ZM174 70V69H173ZM12 71V70H11ZM15 71V70H14ZM13 71V72H14ZM71 71V70H70ZM114 71V70H113ZM126 71H127V68H126ZM144 71V70H143ZM166 71V70H165ZM197 71V70H196ZM203 71V70H202ZM208 71V70H207ZM207 71H205V72H207ZM243 71V70H242ZM6 72V71H5ZM42 72V71H41ZM97 72V71H96ZM105 72V71H104ZM103 72V73H104ZM110 72V71H109ZM115 72H118V71H115ZM134 72V73H135ZM140 72V71H139ZM138 72V73H139ZM149 72V71H148ZM164 72V71H163ZM162 72V73H163ZM174 72V71H173ZM211 72H213V71H211ZM210 72V73H211ZM17 73V72H16ZM19 73H20V71H19ZM44 73V72H43ZM101 73H102V71H101ZM100 73V74H101ZM108 73V72H107ZM112 73V72H111ZM121 73H124V71L123 72H121ZM121 73H120V75H121ZM127 73V72H126ZM131 73H132V71H131ZM137 73V74H138ZM144 73H145V71H144ZM147 73V72H146ZM145 73V74H146ZM162 73H160V71H153V76L151 75L152 74V72H151V76L152 77H150V75L148 76V77H150L151 79H153V81L152 80H150V82L152 81V82H156V81H162L161 83L162 84H164L165 85V87H168V89L170 88V83H168L169 81H167V79H165L164 77H163V75H161ZM171 73V72H170ZM175 73V72H174ZM183 73V74H182ZM200 73V72H199ZM207 73H209V72H207ZM248 73V74H249ZM4 74H6V73H4ZM8 74H10V73H8ZM11 74H15V73H11ZM10 74V76H6V79L4 80V81H6V82H1L0 81V188H3V190L5 191V193L7 194L6 195V199H7V201L6 202H4V201H0V213L4 216V217H6L7 219H9V227H6V226H4V225H0V248L1 249H3V250H5V251H7L8 252V255H10L11 257H12V253H14V252H18L17 253V257L18 256H20V258L18 259L19 261H17L18 263L17 264H59V262H60V260H62L61 259V257L62 256H60V255H62V254H60L61 253V248H62V246H59V244H58V239H57V235L56 234H59L60 232H61V229L63 228V230L64 231H66V233H68L69 232V235H72V232L73 231H75L74 229H75V226L77 225V223L78 224H81V225H86V221L87 222H89V220H90V215L92 216L93 214V212H95V215L97 214L96 213V211L94 210V209H90L89 208V210H87V209H83L82 207H79V205L78 206H75L76 204L75 203H72L73 201H71V200H69L68 199V197L69 196H71V195H73V194H75V193H77V192H79V190L78 189H80V188H77V186L76 185H78V184H80V182L82 181H84V178H85V176L83 175V172H82V169H79V168H77V165H79V164H82V167H86L87 166V160H85V159H83V156L81 155V152H78L77 151V147H79L80 145H79V143H77L76 141H78V139H75L74 140V137L75 136H79V140H81V138H80V132L79 131H75V132H70V130H64V129H61V128H53V127H51L50 125L51 124H49L50 123V120H49V118H50V116H48V115H51V114H53L55 117H57L58 115H60V114H62V115H64V119H65V116L66 117H74V118H76V119H78V120H84L83 121V123H86V124H91V123H94V124H99V121L100 122H103V121H105V124H107L108 122V124L112 127V126H114V124H118L117 122H116V120H112V118L114 119V116H116V118H122V115L120 114H118V115H116V113L114 112L113 114H115L114 116L109 112V110H112L110 107H111V104L110 103H112V101L113 100H111L110 99V101L111 102H109V100H108V103L110 104V107H108V106H106L105 105V103H104V101L105 100H107L108 98L107 97H112V95H113V93H106V92H104V93H102V94H97V92L95 93V90H94V92H91L90 90H87L86 88H85V91L84 90H76V91H70V89H68V91L66 90H64V91H60L59 92V90H57V91H54V93L53 92H48V90H46L45 88L44 89H32V90H29V93H27L26 94V96H28V97H26L24 94H22L21 92H20V86L18 85V83H20V82H18L17 83V79L16 78H14L12 75ZM99 74V75H100ZM113 74V73H112ZM111 74V75H112ZM129 74V73H128ZM137 74H135L136 76H137ZM140 74V73H139ZM165 74V73H164ZM176 74V73H175ZM185 74V75H184ZM203 74H205V73H203ZM203 74L201 73V74H199V76L200 75H202L203 76ZM213 74V73H212ZM229 74V73H228ZM3 75V74H2ZM96 75H97V73H96ZM95 75V76H96ZM99 75H97V76H99ZM105 75V74H104ZM109 75V74H108ZM107 75V76H108ZM134 75V74H133ZM147 75V74H146ZM195 75V73L192 75V76H194ZM197 75V74H196ZM222 75H220V78H221V76ZM16 76H18V74H16ZM114 76V75H113ZM115 76H117V75H115ZM122 76H124V74L122 75ZM127 76V75H126ZM125 76V77H126ZM141 76L142 77H144V74L142 73L141 74ZM141 76H139L138 78L140 79V78H142ZM165 76V75H164ZM172 76V75H171ZM187 76V77H186ZM191 76V77H192ZM198 76V77H199ZM205 76V75H204ZM206 76H207V74H206ZM209 76L211 77V75L209 74ZM227 76V75H226ZM4 77V76H3ZM19 77V79L22 77L23 79H25L22 75H21V77H20V75L18 76ZM103 77V76H102ZM101 77V78H102ZM109 77H111V76H109ZM119 77V76H118ZM129 77H131V76H129ZM177 77V75H175V77L174 78H176ZM213 77V76H212ZM223 77H225V76H223ZM235 77V76H234ZM2 78V77H1ZM21 78V79H22ZM68 78V77H67ZM116 78V77H115ZM123 77H119V79H122ZM133 78V77H132ZM132 78H129V79H131V80H133ZM135 78V77H134ZM137 78V77H136ZM137 78V79H138ZM146 78V77H145ZM149 78V79H150ZM190 78V79H189ZM18 79V80H19ZM29 79V78H28ZM28 79H26V80H28ZM54 79V78H53ZM96 79H97V77H96ZM112 79V78H111ZM118 79V78H117ZM127 79V78H126ZM172 79V78H171ZM223 79V78H222ZM123 80V82H121ZM120 82H121V84L122 83H124V81H127V80H125L124 78L122 79ZM176 80V79H175ZM200 79H197V81H199ZM23 81H25V80H23ZM31 84L30 85H32V79H31V81L30 80H28ZM104 81H105V79H104ZM114 81V80H113ZM133 81H135V79L133 80ZM131 82V81H128V82H131V83H135V82ZM136 81H138V80H136ZM140 81H142V80H140ZM145 81H147V79L145 80ZM145 81H144V84H145ZM216 81V80H215ZM217 81H219V80H217ZM223 81V80H222ZM252 81V80H251ZM27 82V81H26ZM35 82V81H34ZM44 82V81H43ZM115 83L116 82H119V80H116V81H114ZM170 82H171V80H170ZM220 82V81H219ZM230 82V81H229ZM25 83V82H24ZM157 83V82H156ZM158 83H160V82H158ZM158 83H157V86H158ZM195 83H196V81H195ZM34 84H37L36 82L34 83ZM33 84V86L32 87H34V86H36V85H34ZM87 84V83H86ZM127 83H125V85H126ZM137 84V83H136ZM135 84V85H136ZM139 84H141L142 85V83H139ZM147 84V83H146ZM152 84V83H151ZM154 84V83H153ZM186 84V83H185ZM220 84V83H219ZM233 83H232V81H231V85H232ZM26 85H29L28 84V82L26 83ZM29 85V86H30ZM39 85V84H38ZM128 85H129V87H130V84L128 83ZM128 85H126V86H128ZM134 85V84H133ZM141 85H137V86H141ZM156 85V84H155ZM179 85H180V83H179ZM221 85V84H220ZM21 86H23V84L21 85ZM136 86V87H137ZM151 86V85H150ZM222 86V85H221ZM26 87V86H25ZM42 87V86H41ZM109 87V86H108ZM142 87H143V85H142ZM164 87V88H165ZM173 87V86H172ZM171 87V88H172ZM177 87V86H176ZM226 87V86H225ZM239 87V86H238ZM243 87V86H242ZM27 88V87H26ZM31 88V87H30ZM29 88V89H30ZM36 88V87H35ZM43 88V87H42ZM112 88V87H111ZM119 89L120 88H123V87H118ZM130 88H132V87H130ZM144 88V87H143ZM146 88V87H145ZM184 88H185V86H184ZM234 88V87H233ZM249 88V87H248ZM100 89H102V88H100ZM127 89H129V88H127ZM133 89V88H132ZM153 89V88H152ZM155 89V88H154ZM191 89V88H190ZM209 89H211L213 92L211 93V91L209 90ZM222 89V88H221ZM253 89V88H252ZM22 90V89H21ZM27 90V89H26ZM108 90V89H107ZM114 90V89H113ZM112 90V91H113ZM121 90V89H120ZM146 90H148V92L150 91V94L152 93L151 91V89H149L148 88V86H147V88H146ZM159 90H161V89H159ZM196 90V91H197ZM250 90V89H249ZM255 90V89H254ZM24 92H26L25 90H23ZM28 91V90H27ZM96 91H98V90H96ZM103 91H106V90H103ZM125 91V90H124ZM139 91V90H138ZM155 91V90H154ZM168 91V90H167ZM166 91V93H168ZM176 91V93H177V91H179V89L178 90H175ZM195 91V92H196ZM226 91H228V90H226ZM225 91V92H226ZM235 91V90H234ZM238 92H239V90H237ZM134 92H136V91H134ZM158 92V91H157ZM162 92H164V91H162ZM180 92H181V90H180ZM198 93H199V91H197ZM215 92V93H214ZM221 92V91H220ZM118 93V92H117ZM129 93H130V91H129ZM137 93V92H136ZM136 93H132L133 95L134 94H136ZM141 93V92H140ZM217 93V94H216ZM228 93V92H227ZM112 94V95H111ZM115 94V93H114ZM131 94V93H130ZM142 94V93H141ZM181 94H182V92H181ZM183 94H186V93H183ZM202 94V93H201ZM233 94V93H232ZM240 94V93H239ZM241 94H242V92H241ZM100 95L103 97V98H101L100 97ZM122 95V94H121ZM132 95V96H133ZM138 95V94H137ZM143 95V94H142ZM155 95V96H154ZM153 95V97L155 98V97H157L158 98V95L156 96V93ZM200 95V94H199ZM229 95V94H228ZM98 96L100 97V98H98ZM117 96H118V94H117ZM135 96V95H134ZM165 96V95H164ZM185 96V95H184ZM192 96V95H191ZM190 96V97H191ZM223 96V97H222ZM231 96V95H230ZM230 96H228V97H230ZM242 96V95H241ZM259 96V95H258ZM116 97V96H115ZM125 97V96H124ZM138 96H136V98H137ZM165 97H167V96H165ZM174 97V96H173ZM181 97V96H180ZM187 97H189V96H187V94H186V98ZM194 97H195V95H194ZM243 97H244V95H243ZM245 97H246V95H245ZM262 97V96H261ZM261 97H260V99H261ZM119 98V97H118ZM121 98V97H120ZM128 98H130L131 99V102L132 103H134L133 102V98L132 97H128ZM140 98H141V96H140ZM139 98V99H140ZM156 98V99H157ZM198 98V97H197ZM232 98V97H231ZM230 98V99H231ZM117 99V98H116ZM115 99V100H116ZM127 99V98H126ZM138 99V98H137ZM142 99H144V98H142ZM141 99V100H142ZM160 99H161V96H160ZM187 99H189V98H187ZM196 99V98H195ZM201 99V98H200ZM94 100H96V101H94ZM101 100H104L103 102H101ZM118 100V99H117ZM120 100V99H119ZM159 100V99H158ZM171 98H169L168 97V99H165L164 98V104H163V102L161 103V105L163 106L164 105V107H168V108H172L173 106H174V104H175V102L174 103H172L171 101ZM194 100V98L192 97L191 98V101H192V103L194 102L193 101ZM232 100V99H231ZM258 100V99H257ZM121 101H122V99H121ZM124 101H126L125 99H124ZM124 101H122V102H124ZM130 101V100H129ZM151 101H154V99L152 100V98H151ZM161 101H162V99H161ZM190 101V102H191ZM202 101V100H201ZM204 101V100H203ZM126 102H128V100L126 101ZM136 102V101H135ZM137 102H140V101H137ZM146 102V101H145ZM144 101L143 102H140V103H145ZM156 102H159V101H156ZM245 103H246V101H244ZM249 102H250V100H249ZM258 102H259V100H258ZM116 103V102H115ZM114 103V104H115ZM119 103V102H118ZM125 103V102H124ZM139 103V104H140ZM154 103V102H153ZM196 103H198V102H196ZM208 103V102H207ZM219 103H220V105H219ZM262 103V102H261ZM106 104H107V102H106ZM117 104V103H116ZM122 103L120 102V105H121ZM127 104H129V103H127ZM127 104H125V105H127ZM131 104V103H130ZM129 104V106H131ZM137 104L138 103H136V104H134V105H136L137 106ZM146 104V103H145ZM159 104V103H158ZM193 104H195V103H193ZM227 104H229V103H227ZM233 104V103H232ZM244 104V103H243ZM256 104H258V106L260 107L261 106V104L260 103H256ZM108 105V104H107ZM125 105H123V109H125ZM134 105H132L131 106V109L133 108V106ZM192 105V104H191ZM196 105V104H195ZM204 105H206V106H208L207 104H205L204 103ZM236 105V104H235ZM240 105V104H239ZM245 105V104H244ZM243 105V106H244ZM247 105V104H246ZM245 105V106H246ZM255 105V104H254ZM116 106V105H115ZM117 106L118 107H120L119 106V104H117ZM116 106V107H117ZM128 106V107H129ZM139 107L140 106H142V105H138ZM144 106V105H143ZM152 106H154V105H152ZM178 106H179V104H178ZM194 106V105H193ZM231 106H233V105H231ZM253 106V105H252ZM116 107H114V108H116ZM116 108V110H117V113H118V110H120L119 108ZM128 107H126V108H128ZM145 107V106H144ZM164 107H163V109L162 108H160V110H159V114H160V111L161 110H166V108L164 109ZM175 107V106H174ZM251 107V106H250ZM256 107H257V105H256ZM259 107L257 108L258 110H259ZM122 108V107H121ZM150 108H151V106H150ZM156 108V107H155ZM175 108H177V114H178V118H179V116H181V115H183V114H185V115H190V116H192V118L194 117V118H203V116H205L206 118H207V116H210V115H208V114H206L205 115V113L204 112H200V111H198V109L196 108V111L194 110V108H195V106L194 107H191L193 110L192 111H187V110H184L183 108H182V110H180V107H175ZM189 108V107H188ZM190 108V109H191ZM243 108V107H242ZM135 109V111L137 110L136 108H134ZM133 109V110H134ZM146 109V108H145ZM208 109V108H207ZM209 109H210V106H209ZM213 109V110H214ZM249 109V108H248ZM256 109V108H255ZM115 110V111H116ZM128 110V109H127ZM126 110V114H128V111ZM139 110V109H138ZM142 110V112H143V109L141 108L140 109V111ZM153 110V109H152ZM121 111V110H120ZM132 111V110H131ZM205 111V110H204ZM212 111V110H211ZM210 111V112H211ZM257 111V110H256ZM123 112V111H122ZM121 112V113H122ZM133 112V111H132ZM183 112V113H182ZM213 112V111H212ZM215 112V111H214ZM247 112V111H246ZM257 112H260V110L259 111H257ZM48 113V114H47ZM120 113V112H119ZM134 113H137V112H134ZM134 113H133V116H136V115H134ZM161 113H163L162 111H161ZM166 113V112H165ZM168 113V112H167ZM254 113H256V112H254ZM261 113V112H260ZM140 114V113H139ZM143 114V113H142ZM262 114V113H261ZM261 114H259V117L261 118ZM264 114V113H263ZM106 115L108 116V118H110V119H108L107 117H106ZM145 115V114H144ZM144 115H143V117H144ZM147 115V114H146ZM145 115V116H146ZM155 115V114H154ZM184 115V116H185ZM255 115H258V113H256ZM125 116V115H124ZM141 116V115H140ZM151 116V115H150ZM150 116H147V118H150ZM162 116V115H161ZM155 117H157V116H155ZM165 117V116H164ZM256 117V116H255ZM254 117V118H255ZM126 118V117H125ZM128 118H129V116H128ZM137 118H139V117H137ZM137 118H134V120L135 119H137ZM159 118V117H158ZM160 118H162V117H160ZM159 118V119H160ZM215 118V120L217 119L216 117H214ZM228 118V117H227ZM235 118H236V116H235ZM257 118V117H256ZM255 118V120L254 121H256L257 119ZM2 119H4V120H2ZM38 119V120H37ZM131 119H133V118H131ZM139 119H141V118H139ZM158 119V120H159ZM191 119V118H190ZM200 119V120H201ZM209 119V118H208ZM205 120L204 119V125H206V123L208 122V121H212V120ZM259 119V118H258ZM10 120H13L14 122H11ZM145 120V119H144ZM148 120H150V119H148ZM154 121H155V119H153ZM157 119H156V121L155 122H157L158 121ZM193 119H191V121H192ZM197 120V119H196ZM195 120V121H196ZM214 120V119H213ZM220 120V119H219ZM223 120V119H222ZM221 120V121H222ZM237 120V119H236ZM25 121H28V122H25ZM130 121V120H129ZM154 121H151V123L152 122H154ZM160 121V120H159ZM161 121H163V122H161V123H165V118L163 119L162 118V120ZM172 121V120H171ZM207 121V122H206ZM218 121V120H217ZM259 121V120H258ZM39 122V123H38ZM56 122H58V121H56ZM78 122V121H77ZM116 122V123H115ZM133 122V121H132ZM141 122H143L142 120H141ZM146 122V121H145ZM150 122V121H149ZM194 122V121H193ZM201 122V121H200ZM79 123V122H78ZM135 123V122H134ZM159 123V122H158ZM175 123V122H174ZM8 124H12L11 126L10 125H8ZM23 124H25V125H23ZM27 124H28V126H27ZM41 124V125H40ZM156 124V126H159V125H161V124H157V123H155ZM170 123L168 122V125H169ZM177 124V123H176ZM202 124V123H201ZM210 124V123H209ZM212 124H214V122H212ZM216 124V123H215ZM220 124H221V122H220ZM219 124V121H218V124H216V125H214L215 126V128H217V130L216 131H220L223 127L221 126ZM223 124V123H222ZM39 125H40V127H39ZM139 125V124H138ZM203 125V124H202ZM201 125V126H202ZM211 125V124H210ZM224 125H226L225 123H224ZM135 126V125H134ZM152 126V125H151ZM164 126H167V122H166V124L164 125ZM170 126V125H169ZM198 126H200V124L198 125ZM200 126V128H196L195 130L197 131V132H201L202 134H206V136H208V133H209V129H206V128H202ZM227 126V125H226ZM237 126V125H236ZM161 127V126H160ZM194 127V126H193ZM195 127H196V125H195ZM205 127V126H204ZM211 127V126H210ZM153 128V127H152ZM159 128V127H158ZM219 128H221V129H219ZM225 128V127H224ZM35 129H39V130H35ZM149 129H151V128H149ZM192 129H194V128H192ZM211 129V128H210ZM213 129V128H212ZM219 129V130H218ZM232 129V128H231ZM30 130V131H29ZM57 131L56 133L54 132H50V131ZM155 130V129H154ZM215 130V129H214ZM223 130V129H222ZM43 131H45V132H49V134H47V135H45V134H43ZM215 131V132H216ZM138 133V132H137ZM136 133V134H137ZM156 134H157V132H155ZM172 133V132H171ZM194 133H196V132H194ZM213 133H214V131H213ZM212 133V135H214ZM200 134V133H199ZM215 134H217V133H215ZM140 135V134H139ZM209 135H210V133H209ZM238 135V134H237ZM247 135V134H246ZM205 136V137H206ZM198 137V136H197ZM215 137H216V135H215ZM218 137V136H217ZM216 137V138H217ZM240 137V136H239ZM251 137V136H250ZM213 139H214V137H212ZM238 138V137H237ZM88 139H89V137L87 138L86 137V139L84 140V141H88ZM229 139V138H228ZM227 139V140H228ZM224 140H226V139H224ZM256 141V140H255ZM218 141L216 140V143H217ZM220 142V141H219ZM225 142V141H224ZM224 142H223V144H224ZM82 143H83V141H82ZM121 143V142H120ZM194 143V142H193ZM215 143V144H216ZM221 143V142H220ZM257 143V142H256ZM117 144V143H116ZM219 144V143H218ZM221 145H222V143H221ZM117 146V145H116ZM223 146V145H222ZM225 146V145H224ZM210 147H212L213 148V145L212 146H210ZM212 148H210V149H212ZM88 149H89V151L90 150H94V145L93 144H85V147H83L82 149H81V151H84V152H86V150L88 151ZM209 149V150H210ZM223 149H224V147H223ZM97 151V150H96ZM208 151V150H207ZM207 151H206V153H207ZM120 152V151H119ZM210 153H208L209 155L207 156V158L206 157H204V159L206 158V159H208L210 162H212L213 160L215 161V160H217V159H219V157H224L225 158V156H224V153H225V155H227V154H229V152L226 154V151L223 153V150H217V146L215 145V147L212 149V150H210L209 151ZM214 152V153H213ZM66 155H68V157L66 156ZM95 158V157H94ZM97 159H98V157H97ZM95 160V159H94ZM224 161V160H223ZM70 162V167H72V168H70L73 172H66L67 170H66V165H67V163H69ZM87 162V163H86ZM90 162V161H89ZM97 162H98V160H97ZM91 163V162H90ZM89 163V164H90ZM205 163H207V161H205ZM66 164V165H65ZM86 164V165H85ZM209 164V163H208ZM207 164V165H208ZM225 164V163H224ZM69 165V164H68ZM179 165H181V164H179ZM209 165H212L211 163L209 164ZM225 166V165H224ZM231 168V167H230ZM225 170V169H224ZM224 170H222V171H224ZM227 170H228V168H227ZM65 171V172H64ZM83 171H85L84 169H83ZM228 171H231V170H228ZM249 171V170H248ZM221 172V171H220ZM226 172V171H225ZM232 172V171H231ZM75 173H77V178L76 177H74V175H75ZM88 173V172H87ZM224 173V172H223ZM223 173H221V175H223ZM247 173V172H246ZM64 174V175H63ZM182 174V173H181ZM189 174V173H188ZM188 174H186V176H188ZM192 174H193V172H192ZM216 174V176H218L217 175V173H215ZM63 175V176H62ZM190 175V174H189ZM219 175H220V173H219ZM233 175V174H232ZM231 175V176H232ZM72 177V178H68L67 179V177ZM128 176L129 177H136V179L141 183L140 185H141V191L139 190V191H136V192H133V191H135V190H132V192L134 193H132V195H135V196H137L138 195V197H134L133 199L134 200H136V199H139V201H140V203H141V201H145V202H147L148 203V200L149 201H151V202H153V199L154 200H156V199H158V196H160V197H162V198H167L166 196H168V198H170V200L172 199V197H173V195L175 194V192H174V194L173 193H171V192H169V191H167V189H166V186L168 185V184H173L169 179H164V178H162V175H161V172H154L153 174H148L147 175V177H148V179L147 178H143V172H134V171H132L131 172V174L130 173H128ZM225 176V175H224ZM89 176L87 175V178H88ZM123 177L124 176H119L117 179H111V178H109V182H110V184H109V187H110V189L111 190H114V191H112L111 192V195L112 196H110V198H109V201L107 200L108 198H105V197H101V199L102 200H104V201H100V203L99 204H103V206H102V209L100 210V212H102V211H104V210H106L105 212H103L102 214H103V216H101V214L100 215H97V216H94V220H92V221H90L87 225H88V228L91 230V232H93V230H95L96 229V227L95 226H97V227H99L100 228V233H99V235L98 236H95L94 234H87V236L89 237L88 239H89V245H88V247H87V249L86 250H84V251H78V249H77V251L73 254V255H71V257H68V259H72V262H73V264H83V262L85 261V259H86V257H88V256H96L95 254H97L98 253V248H99V245L103 242V240H104V237H103V224H104V222H103V217H105V216H107V215H109V212H110V210H112L113 208L112 207H110L108 204L110 203V202H112L113 200L112 199H114L115 198V195H117L118 193H119V189H120V183H121V181H123ZM180 177H182V176H180ZM228 177V176H227ZM230 177V176H229ZM241 177H243L242 179L244 180L245 178H244V176H242L241 175ZM249 177V176H248ZM247 177V174H246V179L248 178ZM184 178V177H183ZM188 178V177H187ZM190 178H192V180H190V184H191V187H193V189H194V192H193V194H194V197H195V199H198V200H200L201 202H203V200H201V196L203 197L204 195H201V191L204 189L203 187V189H201V185L200 184H198L197 182H201L200 181V179H198L197 178V174L195 173V174H193V175H190V177H189V179ZM133 179V178H132ZM216 179H218V178H216ZM220 179H223V178H220ZM251 179V178H250ZM253 179V178H252ZM160 180H163V182H161ZM214 180V179H213ZM256 180V179H255ZM128 181V180H127ZM216 181V180H215ZM223 181V180H222ZM245 181V180H244ZM247 182H250V181H248V180H246ZM253 181H254V179H253ZM259 181V180H258ZM257 181V182H258ZM86 182V181H85ZM85 182H83V190H85V189H87V188H85V187H87L88 185H91L92 183H85ZM132 182V181H131ZM156 182H161V184H160V186L158 187V185H159V183H156ZM221 182V181H220ZM232 182H234V181H232ZM246 182V183H247ZM129 183V182H128ZM214 183V182H213ZM228 183V182H227ZM245 183V182H244ZM256 183V182H255ZM264 183V182H263ZM132 185L134 184V183H131ZM198 184V185H197ZM217 184V183H216ZM249 184V183H248ZM253 184V183H252ZM135 185V184H134ZM133 185V186H134ZM189 185V184H188ZM232 185V184H231ZM257 185H259V184H257ZM34 186H43L44 187V190H43V192H45V194L43 195V196H39V197H32V196H30L31 195V189L34 187ZM58 186H60V187H62V190H63V193L62 192H59L58 190H61V189H59L58 188ZM119 186V187H118ZM127 186H128V184H127ZM137 186V185H136ZM169 186V185H168ZM173 187L174 186H176V185H172ZM214 186V185H213ZM219 186H221V187H219ZM234 186V185H233ZM263 186H264V184H263ZM79 187H80V185H79ZM186 187H188V186H186ZM191 187L189 188V189H191ZM216 187V186H215ZM218 187H219V191H218V193H215V195L218 197L219 196V198L225 203L226 201L230 204V206H231V217L232 218H236V219H238L237 221H239V219H240V217H242V215H245V214H248V215H250L248 212H249V209H248V207H247V205H246V203H245V201H244V203L243 202H241V201H239L238 200V198H237V200H232V199H234V198H232L231 197V195H233L232 193H233V189H232V187L231 186H224V185H222L221 183H219V185H218ZM243 186H241V188H242ZM247 187V186H246ZM246 187H244V188H246ZM248 187H251L250 185L248 186ZM256 187H258V186H256ZM57 188H58V190H57ZM237 188V187H236ZM252 188H255V184H254V186H252ZM260 188V187H259ZM54 189H55V191H57L56 192V194L57 195H55V192H54ZM133 189V188H132ZM136 189V188H135ZM188 189V190H189ZM262 189V188H261ZM264 189V188H263ZM262 189V190H263ZM1 190V189H0ZM81 190V189H80ZM216 190V189H215ZM239 190V189H238ZM183 191V190H182ZM182 191H177V192H179V193H181ZM185 191V190H184ZM253 191H254V189H253ZM43 192H41L40 194H38V195H42L43 194ZM81 192H83V191H81ZM90 192V191H89ZM176 192V193H177ZM216 192V191H215ZM249 192H250V190H249ZM256 192H258V191H256ZM161 193V194H160ZM182 193H184V192H182ZM186 193H188V192H186ZM244 193V192H243ZM246 193V192H245ZM254 193V192H253ZM60 194V195H59ZM84 194V193H83ZM131 194V193H130ZM178 194V193H177ZM251 194V193H250ZM256 194V193H255ZM262 194V193H261ZM261 194H259V195H261ZM37 195V194H36ZM128 195V194H127ZM143 195V196H142ZM176 195V194H175ZM238 195H240V194H238ZM263 195V194H262ZM87 196L89 197V199H94L95 197L94 196H91V194L89 195V194H87ZM178 196V195H177ZM177 196H175V199H177L178 197ZM188 196V195H187ZM186 196V197H187ZM190 196V195H189ZM236 196V195H235ZM252 196V195H251ZM113 197V198H112ZM177 197V198H176ZM186 197L185 198H183L182 200H183V202L184 203H188V202H186V201H184L185 199H186ZM191 197V196H190ZM239 197V196H238ZM241 197V196H240ZM239 197V198H240ZM244 197V196H243ZM263 197H264V195H263ZM70 198V197H69ZM112 198V199H111ZM245 198V197H244ZM247 198V197H246ZM254 198V197H253ZM187 199H190L189 197L187 198ZM186 199V200H187ZM189 200V201H191V203H193V204H197V203H199V202H197L196 200ZM79 201H80V199H78ZM101 202H103V203H101ZM115 202H117V201H115ZM182 202V201H181ZM181 202L180 203H177L176 204V206H175V209L172 207V210L174 209V213L176 214H178V213H180L181 212V217L183 216V215H185L186 216V219L187 220H190V218H192V219H195L194 218V215H193V213H191L190 211H189V203H188V206L186 207L185 205V208L182 206L181 207V205H183V204H181ZM79 203V202H78ZM108 203V204H107ZM113 204H114V202H112ZM204 203V202H203ZM123 204V203H122ZM168 205H170V203H167ZM246 205V206H245ZM57 206H64V210L63 211H65V212H67L68 214H69V218H70V220H71V222H73L71 225H63V224H60V222L61 221H59V219H58V217H57V214H58V210L56 209L57 208ZM148 206H149V204H148ZM196 207H197V205H196ZM196 207L194 206V208L196 209ZM256 207V206H255ZM259 207V206H258ZM263 209H264V206L262 207ZM261 208V209H262ZM63 209V208H62ZM155 209V208H154ZM57 210V211H56ZM198 210V209H197ZM201 210V209H200ZM213 209L210 207V209L209 210H201L204 214L203 215H205V216H202V215H199L198 213V217L200 218V219H203V220H209L210 221V219H211V216H210V214L209 213H212L211 211H212ZM56 211V212H55ZM155 211V210H154ZM210 211V212H209ZM194 212V211H193ZM199 212V211H198ZM209 212V213H208ZM214 212V211H213ZM253 212V211H252ZM261 212V211H260ZM156 213V212H155ZM262 213V212H261ZM260 213V214H261ZM179 215V216H180ZM259 215V214H258ZM252 216H253V214H252ZM255 216H257V215H255ZM260 216V220L263 222V231L261 232V231H259L258 230V227H257V222L256 221H254V223H251V225L249 226V229L247 230V235H246V240H249V242L251 241V243H249L250 244V246L251 245H254L255 243H259V244H261L262 245V247H264V210H263V213L261 214V215H259ZM250 217H251V215H250ZM205 218V219H204ZM258 218H256V220L258 219ZM5 219V218H4ZM253 220V219H252ZM2 221V220H1ZM211 221H214V220H211ZM233 221H235V220H233ZM232 221V224L230 223V226H231V228H230V226L229 225H227V226H229V229L231 230V232H232V230H236V232L238 231L237 230V226H236V223H234ZM6 222V221H5ZM7 223V222H6ZM90 223H92V224H90ZM228 223V224H229ZM1 224V223H0ZM75 224V225H74ZM152 225V224H151ZM211 225L213 226V229H214V231L215 232H213L211 235H213V238L215 239L216 237H218V236H220L219 238V240L221 241L222 239H223V237H222V235H224V233H226V231H224V233H220L219 232V230H221V229H217L219 226L215 223V222H211ZM256 225V230H254L253 229V226H255ZM67 226H68V228H67ZM218 226V227H217ZM226 229H228V227H225ZM233 228V229H232ZM259 228H261V227H259ZM213 229H211V231H213ZM262 229V228H261ZM222 230H225V229H222ZM162 231V230H161ZM186 231V230H185ZM229 231V230H228ZM223 232V231H222ZM233 232H235V231H233ZM260 233V234H259ZM187 234V233H186ZM196 234H198V233H195V236L194 237H196ZM227 234H229L228 232H227ZM227 234H225L226 236H227ZM231 234V233H230ZM229 234V235H230ZM233 234V233H232ZM164 236H165V234H163ZM193 235H194V233H193ZM192 235V236H193ZM209 233H208V237L206 236V235H204V237L206 238H210V239H213L212 238V236H211ZM228 240V239H227ZM105 241V240H104ZM254 243V244H253ZM103 245V244H102ZM105 245V244H104ZM174 245V244H173ZM187 245V244H186ZM15 246H16V248H15ZM181 246V245H180ZM256 246H258V245H256ZM101 247V246H100ZM172 247V246H171ZM240 247V246H239ZM239 247H237V248H239ZM75 248H77V247H75ZM256 248V247H255ZM254 248V249H255ZM67 249H70V250H67V253L69 254V252L71 251V247H67ZM259 249V248H258ZM260 250V249H259ZM259 250H256L257 252H255V250H254V253H252L251 251H250V254L252 255V260H253V262H257L256 264H264V261H262L261 259H262V257L264 256L263 254H264V252H262L263 254L261 255L259 252ZM262 250V249H261ZM104 251V250H103ZM102 251V252H103ZM232 251V250H231ZM234 251V250H233ZM259 251V252H258ZM101 252V251H100ZM248 253V252H247ZM20 254V255H19ZM122 255L120 256L121 258H122V260L121 261H125V262H139V263H141V264H160V262H167V259L165 258L166 256H164L163 255V253L162 252H157L156 254L157 255H155V254H149V256H148V258H145V255H138V254H124V253H121ZM99 255H100V253H99ZM230 255V254H229ZM242 255V254H241ZM98 258V257H97ZM108 258V257H107ZM232 258V257H231ZM110 259H112V258H108V259H106L103 263L101 262L102 260H100L99 261V264H124L125 262H120V263H117V262H115V261H110ZM149 259H153L152 261H149ZM11 260V262H10V264H16V262L15 263H13V258H11L10 259ZM94 260L95 259H93V262H94ZM256 260V261H255ZM62 261H64V260H62ZM154 261H156V262H154ZM262 262V263H259V262ZM92 262V263H93ZM153 262V263H152ZM215 263V262H214ZM61 264V263H60ZM72 264V263H71ZM90 264V263H89ZM183 264H185V263H183ZM186 264H198V263H196V262H192V261H189V262H187Z\"/></svg>",
  "mask_w": 264,
  "mask_h": 264
},
{
  "label": "water",
  "instance_id": "95a60500",
  "mask_svg": "<svg viewBox=\"0 0 264 264\" xmlns=\"http://www.w3.org/2000/svg\"><path fill=\"white\" fill-rule=\"evenodd\" d=\"M162 204L166 206L165 208L167 207H170V208L164 209V206L161 205L160 203V206H163V208H161V211H162L161 217L156 216V215L154 216L153 211H151V217H148L147 215H138L136 219L134 217L132 218L133 222L130 220V223H129L130 226L132 225L130 229L131 234H134L137 236L139 235L146 236L147 235L146 233L150 232L151 226H146L147 223L153 224V227H161L167 231V232L165 231V233L168 235V238L164 237L163 235L159 233H157L155 236L153 235V238L155 237L154 247L160 248L161 252L163 253L164 256H166L165 258L167 259V262H160V264H183V263L186 264L189 261H192V262L194 261L198 264H218L216 262L223 263V261L219 259L217 255H213L212 253H210L209 250L211 249L206 246L189 245L184 248L178 246L177 249L170 247V244L174 243L175 239L178 238L177 236L180 235L182 232H185V230L188 232H192V233H198L196 234L198 236L206 235L208 232L212 234L215 231L211 226V221L200 219L195 213H194L195 219L190 218V220H187L185 215L180 217L178 214H174L172 212V207L176 205L174 204L166 205L164 203ZM145 213L147 214V211ZM211 229H213V231H211ZM146 243L147 242H145V245L143 244L139 247L134 246L133 249L136 247V249L139 250V248L141 247H147ZM120 248H121L120 249L121 252L125 254L126 250L123 249V247H120ZM211 251L214 252L213 250ZM117 253L119 252H115V251L110 252V255L108 256V258H112L110 259V261L113 260L117 263L125 262V261H121L122 258L119 256L121 254H117ZM143 253H146L147 255H145V258H148L149 252H143ZM151 253L152 252L150 251V254ZM156 253L157 252L155 251V255H157ZM0 254L2 256L4 263L10 264L11 260L8 259L7 255L4 254V251H0ZM152 260L153 259H149V261H152Z\"/></svg>",
  "mask_w": 264,
  "mask_h": 264
},
{
  "label": "clouds",
  "instance_id": "9594fccd",
  "mask_svg": "<svg viewBox=\"0 0 264 264\" xmlns=\"http://www.w3.org/2000/svg\"><path fill=\"white\" fill-rule=\"evenodd\" d=\"M0 251H4V254L8 256V259H11V256L8 255V252H7V251H5V250H3V249H0Z\"/></svg>",
  "mask_w": 264,
  "mask_h": 264
}]
</instances>
